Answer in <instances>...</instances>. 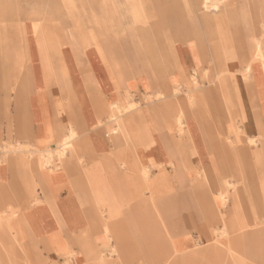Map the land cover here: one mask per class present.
<instances>
[{"label": "crops", "instance_id": "1", "mask_svg": "<svg viewBox=\"0 0 264 264\" xmlns=\"http://www.w3.org/2000/svg\"><path fill=\"white\" fill-rule=\"evenodd\" d=\"M117 1L149 4L140 27L125 7L117 31L112 0H76L92 32L47 26L46 0H0V226L38 264L191 258L223 226L222 194L236 210L264 186V31L237 25L238 3L257 0H233L229 17L233 35L253 33L248 56L209 41L227 27L200 9L174 39L171 0Z\"/></svg>", "mask_w": 264, "mask_h": 264}, {"label": "rangeland", "instance_id": "2", "mask_svg": "<svg viewBox=\"0 0 264 264\" xmlns=\"http://www.w3.org/2000/svg\"><path fill=\"white\" fill-rule=\"evenodd\" d=\"M170 1V0H168ZM168 2L167 8L165 9L167 13H171L174 16V39L181 37L180 27H181V16L183 12H188L193 14V12L200 9L207 23H211V19H215L217 30L221 29L223 25L227 29H222V32L215 35H207L206 38L209 41H214L235 46L238 50V54H248L253 53L247 50L250 47L249 39L252 37L253 33L233 35V20L229 19L233 16V0H171ZM17 8L21 10V3H17ZM38 3H31L32 6L37 7ZM46 19L45 24L47 26H52L56 22L54 15L60 16L61 19H57V22H61L58 26L65 29L66 32H74V28L79 30L87 31L91 27V22L93 19L87 18V12L84 11L85 6L79 5L76 0H46L45 2ZM112 10L116 14L114 18V28L117 31H123V21L125 18L124 8L128 7L127 12L130 13L131 23L128 25L130 28L134 26L140 27V24L135 16H137L140 11L148 10L150 8L149 4H138L137 2H129L126 4L119 3L117 0H112L110 4ZM164 5L161 2L158 4ZM227 5V6H226ZM239 12H242L241 18H239L238 26L247 27L250 26L255 32L253 36L255 38H260L262 32L264 31V2L257 0L255 2H239ZM227 9V11H226ZM18 11V12H19ZM142 14V13H141ZM241 14V13H240ZM212 15V16H211ZM214 15V16H213ZM247 16H252L253 18H246ZM127 20V19H125ZM95 21V20H94ZM146 22L151 20L145 19ZM145 21L142 20L144 24ZM226 23V24H225ZM36 26H38L36 24ZM243 31L244 28H239ZM92 32L91 30H88ZM221 30H219L220 32ZM224 31L228 33H224ZM250 32V31H249ZM225 46V45H224ZM232 47V48H233ZM17 81H15V91H16ZM249 143H255L253 139H249ZM66 150L64 148L63 152ZM32 153H30L31 155ZM61 154V153H59ZM44 153L42 154V156ZM48 166L54 165L53 163H48ZM232 187V186H231ZM230 187V188H231ZM232 189H235L233 187ZM252 191H256L253 195H249V200L247 204H244L240 198H238V209H229L228 201L230 199V194L225 193L222 199V211L221 215L223 217V226L216 230L215 241L207 245H195V247L187 253L190 257H180L178 254H171L169 258H158L157 260L141 259L142 264H264V186H258ZM239 197V196H238ZM9 239L0 234V264H26L23 263L24 259L17 257V251L11 248ZM7 247V249H6ZM26 252L29 255L28 248L25 245ZM116 249V251H115ZM144 249V248H143ZM158 249L162 251H171L170 245L165 242L158 243ZM14 251V252H12ZM32 251V250H30ZM109 256L116 254L118 248L113 246L110 249ZM35 252V251H34ZM37 254V252H35ZM73 253H69L68 257L64 259H51V258H40L42 264H76L70 258ZM30 257V256H29ZM32 260V258L30 257ZM23 261V262H22ZM33 263L38 264V259L32 260ZM82 261L78 259V264ZM105 261V258L102 260Z\"/></svg>", "mask_w": 264, "mask_h": 264}, {"label": "bare ground", "instance_id": "3", "mask_svg": "<svg viewBox=\"0 0 264 264\" xmlns=\"http://www.w3.org/2000/svg\"><path fill=\"white\" fill-rule=\"evenodd\" d=\"M227 6V5H226ZM226 11H227V9H226ZM228 12V11H227ZM140 18V17H139ZM255 59H262V58H264V55H263V48H262V46H261V44H259V46H258V48H257V50H256V53H255ZM248 69H250V67L248 68ZM115 104V103H114ZM118 105V104H117ZM126 107V106H125ZM135 107V106H134ZM126 109V108H125ZM132 109V108H131ZM135 109V108H134ZM119 110V109H118ZM129 110V109H128ZM122 111H124V110H122ZM132 111V110H131ZM120 113V112H119ZM117 119V118H116ZM168 119V118H167ZM115 130V129H114ZM118 132V131H117ZM75 137V136H74ZM69 138V137H68ZM66 145V144H65ZM68 147V146H67ZM65 148V147H64ZM6 149V148H5ZM34 149V148H33ZM60 149H61V147H60ZM55 150V149H54ZM56 151V150H55ZM32 152V151H31ZM28 153V152H27ZM59 153H62V155H64L63 154V151H57V153L56 154H59ZM53 159H54V152H52V151H50V150H47L46 152H45V154L43 155V162H42V165L43 166H48L47 164L48 163H53L54 164V161H53ZM56 163V162H55ZM143 163V162H142ZM51 166V165H50ZM59 166H60V164H59ZM58 166V167H59ZM143 166V165H142ZM40 167V166H39ZM136 168V167H135ZM45 171H46V169H45ZM52 174V173H51ZM52 176V175H51ZM86 183V182H85ZM149 183V182H148ZM223 196H224V194H222V199H223ZM207 220V219H206ZM4 224L7 222V221H2ZM84 227V226H83ZM79 229V228H78ZM10 231H11V228L10 227H8V228H6L5 226H0V234L2 235V236H4V237H6V238H8L9 240V242H10V244H11V248H14L15 250H20V251H23L24 253H25V259H24V262L23 263H26V264H35V263H33V261L30 259V257H29V255H28V253H26V249H25V242L23 241V240H21V239H19L18 238V235H21V234H17V232H14L13 234H11L10 233ZM12 232V231H11ZM20 233V232H19ZM6 249H7V247H6ZM85 249V248H84ZM115 251H116V249H115ZM12 252H14V251H12ZM76 252V251H75ZM75 252H72L73 253V255H75L76 256V254H75ZM15 253V252H14ZM85 255H87V253H85ZM66 257H68V255H66ZM103 258H104V256L103 255H101L100 257H99V259L97 260V261H99L101 264H103L104 262L102 261L103 260Z\"/></svg>", "mask_w": 264, "mask_h": 264}]
</instances>
